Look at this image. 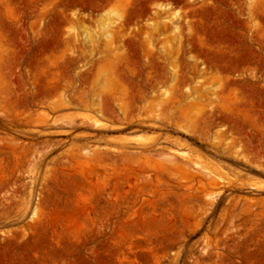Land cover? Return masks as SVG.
I'll return each instance as SVG.
<instances>
[{
	"label": "rangeland",
	"instance_id": "1",
	"mask_svg": "<svg viewBox=\"0 0 264 264\" xmlns=\"http://www.w3.org/2000/svg\"><path fill=\"white\" fill-rule=\"evenodd\" d=\"M0 264H264V0H0Z\"/></svg>",
	"mask_w": 264,
	"mask_h": 264
}]
</instances>
